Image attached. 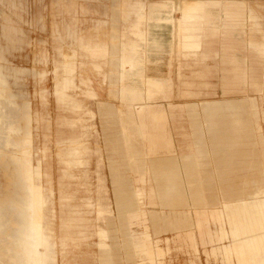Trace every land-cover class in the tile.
I'll use <instances>...</instances> for the list:
<instances>
[{"label": "crops", "instance_id": "0c3cea01", "mask_svg": "<svg viewBox=\"0 0 264 264\" xmlns=\"http://www.w3.org/2000/svg\"><path fill=\"white\" fill-rule=\"evenodd\" d=\"M120 2L124 8L112 12L111 45L92 37H79L67 24L64 36L74 38L76 43L69 54L62 52L61 45L56 48L61 59L54 61L53 69V96L60 108L76 115L84 113L90 119L95 117L93 111L70 93L80 90L86 98L97 100L91 79L82 75L87 65L109 83V95L127 107L128 112L123 113L109 103H99L101 116L119 117V128L105 135L110 168H113L111 184L118 227H110L115 223L108 198H85L81 204H73L75 192L64 182L86 180L89 157L97 153L83 140V130L87 127L80 116L57 120L61 127L81 129L79 135L59 136L55 140L56 157L62 166L57 190L59 227L79 234V243L73 248L96 238L99 254H92L96 264H164L171 243H178L177 248L190 249L196 255L201 247L207 264L211 259L219 264H264L262 102L247 96L183 105L176 102L168 103L167 112L157 100L171 98L172 80L144 75L148 60L142 46L147 44L146 26L152 21L151 13H147L142 2ZM219 2L194 0L180 9L177 54L182 53L187 59L197 58L203 34L219 30L210 26L214 24L213 16L207 9ZM225 17L230 23H237L240 11L225 10ZM250 20L252 29L258 31L257 19L252 16ZM101 28L98 24L96 31L99 33ZM58 37L63 41L61 34ZM250 44L260 55L264 54V44ZM103 64L109 65L107 73ZM38 75L43 78L45 72ZM185 95L193 96L190 91H185ZM40 98L45 100L44 93ZM181 111L187 112L188 128L183 126ZM37 159L40 185L55 226L51 173L43 171L44 156ZM74 169L83 170L76 174ZM98 184V191L105 192L100 180ZM147 205H157L160 210L148 211ZM86 212H94V219L89 220ZM133 225L139 230H133ZM165 232H174L176 236H159ZM69 242L75 243L71 238Z\"/></svg>", "mask_w": 264, "mask_h": 264}, {"label": "rangeland", "instance_id": "374dc122", "mask_svg": "<svg viewBox=\"0 0 264 264\" xmlns=\"http://www.w3.org/2000/svg\"><path fill=\"white\" fill-rule=\"evenodd\" d=\"M130 1L142 2L147 13H151L152 21L146 26L147 44L142 46L148 60L144 75L172 80L171 98L157 100L167 112L168 103L183 105L205 99L247 96L262 102L264 126V54L260 55L250 44H264V0H220L218 5L208 7L214 23L210 26L219 30L203 34L198 56L192 59L177 54L176 30L181 19L180 9L194 0ZM123 6L120 0H0V264H96L92 257V254H99L96 238L73 248L79 243V234L59 227L57 190L62 166L56 157L55 140L59 136L81 133L79 126H59L57 120L61 117L80 116L87 127L83 130V140L90 149L97 151L90 155L89 165L84 168L88 174L86 180H64L68 189L75 192L73 204H81L85 198H108L115 223L110 227H118L114 185L111 184L113 168H110L105 135L119 128V117L111 116V120L101 116L99 103H109L123 113L128 112L127 107L109 95V83L87 65L82 75L91 79L98 93L97 100L86 98L80 90L70 93L93 111L95 117L90 119L84 113L76 115L60 108L53 96V69L54 61L61 59L56 48L61 45L62 52L69 54L76 43L74 38L64 36L65 25L69 24L79 37H92L111 45L112 12ZM225 10L240 11L238 22L230 23ZM252 16L257 19L258 31L252 29ZM165 20H172V23ZM98 24L102 27L99 33L96 31ZM60 34L63 41L58 37ZM102 68L107 73L109 65L103 64ZM42 72H45L43 78L38 75ZM185 91L193 96H184ZM41 93L45 100L40 98ZM182 113L183 126L188 128L187 112ZM43 156V171L51 173L55 191V226L40 185L37 158ZM82 170L74 169L73 172L79 174ZM99 180L105 192L98 191ZM43 183L46 184L45 178ZM146 209L160 210L157 205H147ZM85 216L94 219V212H86ZM159 236L175 238L176 234L165 232ZM70 238L75 243L71 244ZM170 245L164 264H207L201 247L196 255L190 249L177 248L178 243ZM208 264L219 263L211 259Z\"/></svg>", "mask_w": 264, "mask_h": 264}, {"label": "bare ground", "instance_id": "6f19581e", "mask_svg": "<svg viewBox=\"0 0 264 264\" xmlns=\"http://www.w3.org/2000/svg\"><path fill=\"white\" fill-rule=\"evenodd\" d=\"M72 75V74H71ZM136 196V195H135ZM137 197V196H136ZM123 209V208H122ZM123 214V213H122ZM181 215V214H180ZM180 224V223H179ZM194 227V226H193ZM123 237V236H122ZM119 239V238H118Z\"/></svg>", "mask_w": 264, "mask_h": 264}]
</instances>
